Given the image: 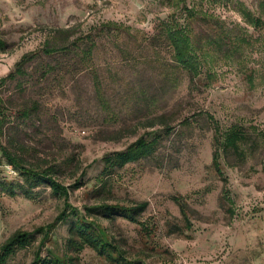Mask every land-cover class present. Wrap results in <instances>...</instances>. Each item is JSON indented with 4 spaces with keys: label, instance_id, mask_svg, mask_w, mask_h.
<instances>
[{
    "label": "rangeland",
    "instance_id": "rangeland-1",
    "mask_svg": "<svg viewBox=\"0 0 264 264\" xmlns=\"http://www.w3.org/2000/svg\"><path fill=\"white\" fill-rule=\"evenodd\" d=\"M241 10L261 25H248ZM164 26L187 32L198 56L197 76L176 64ZM66 29L67 41V35L54 37ZM0 42V80L22 56L36 54L24 66L25 76L0 81L7 107L0 146H25L29 164L55 166V178L71 187L69 204L82 214L94 208L92 219L127 261L264 264V0H0ZM61 45L69 47L65 56L41 53ZM58 60L62 67L45 73ZM26 107L34 112L28 119L21 116ZM158 116L170 133L138 125ZM214 124L221 139L230 130L244 135V157L221 155L226 184L211 168ZM154 136L157 151L116 170L100 190L104 158ZM1 180L22 183L0 152ZM34 192L30 201L0 191V247L16 232L29 234V245L7 264H32L40 230L48 226L41 256L67 253L74 217L58 220L64 198L46 186ZM173 197L188 205L191 229ZM141 202L148 204L139 218L143 226L105 219L97 210L101 203ZM70 264L108 263L86 248Z\"/></svg>",
    "mask_w": 264,
    "mask_h": 264
},
{
    "label": "trees",
    "instance_id": "trees-1",
    "mask_svg": "<svg viewBox=\"0 0 264 264\" xmlns=\"http://www.w3.org/2000/svg\"><path fill=\"white\" fill-rule=\"evenodd\" d=\"M188 16L192 15L191 11H187ZM240 14L245 22L250 26H260L261 20L259 18L254 19L252 15L241 10ZM163 33L166 40L173 50V57L176 64L187 71L192 77L198 74V56L192 48L191 39L187 32L179 27L164 26ZM56 36L67 35L63 41H67L68 35L71 34L70 29L56 30ZM59 39V38H58ZM218 45L220 41H217ZM1 45V42H0ZM89 47H92L90 44ZM69 47L66 45L47 46L42 49L41 53L45 56H52L55 54L67 55L69 53ZM91 50L86 48L82 51L83 55L88 56ZM36 54H26L22 56L21 60L16 64L15 71L9 74L7 77L0 81H7L15 79L18 76H25L24 66L30 63ZM60 60L56 63V66L48 67L45 73H49L52 70L60 69L62 67ZM95 91L99 97L102 110L109 114L112 112L109 102L101 94V85L98 81L95 83ZM7 110L6 103L0 97V137L6 134V115ZM33 107H26L21 110V116L30 118L33 114ZM165 118L163 116L153 117L145 120L142 125L143 128L152 129L156 125H160L164 128L165 133H170L172 128L167 126L163 122ZM214 127V152L212 154L211 168L226 184L225 178L221 170L220 160L223 152H231L237 157H244V154L240 150L239 143L244 140V135L239 130H230L221 139L220 128L217 124ZM159 148V137L154 136L151 139L141 137L136 142L131 144L126 150L122 152L114 153L104 158V166L99 176L100 190L106 186L107 180L116 172L124 168L127 164L138 162L142 159L152 156ZM1 158L5 160L6 164L10 166L14 171L19 173L22 177V183L13 184L10 181H0V191L7 194L9 197H16L17 195L23 196L27 200H35L37 194L34 192L41 186H46L50 189L51 193L55 196L64 198V210L59 216L58 220L67 221L72 216L74 220L70 222L68 226V236L66 240V251L64 255H58L50 252L48 256H41V248L44 247L45 242L49 239L48 231L51 230V226L47 229H41L40 233H44L40 242V249L35 254L32 264H70L73 261V257L78 255L84 249L88 248L95 252L99 257L103 258L108 264H141L140 262H129L125 259L124 253L120 246H118L107 231L103 229L94 219L91 217V212L94 210L92 207H85L84 213H80L79 210L73 208L69 204V192L71 187L65 186L60 183L56 178V167H34L29 164L25 159L28 155V150L25 146H17L16 151L7 149L6 146H0ZM264 157V154H263ZM263 173H264V159H263ZM79 183H75L73 188H78ZM224 194L227 192L224 190ZM172 200L178 206L180 215L184 222V226L187 229H191V223L189 221V207L179 197H173ZM148 207L147 202L134 203L133 205L123 206L119 204H98L97 210L101 213L102 217L108 220H114L121 218L129 223L143 226L144 223L140 222L139 218L146 211ZM143 229H146L145 227ZM29 245V234L27 232H16L10 236L4 244L0 247V264H7L10 258L16 253L17 250L23 249ZM73 256V257H72Z\"/></svg>",
    "mask_w": 264,
    "mask_h": 264
}]
</instances>
